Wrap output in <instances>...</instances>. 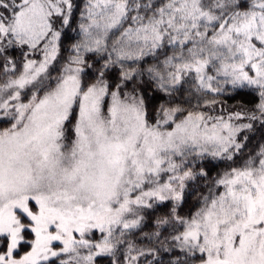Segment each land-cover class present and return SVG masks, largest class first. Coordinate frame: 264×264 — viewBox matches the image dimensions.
I'll return each instance as SVG.
<instances>
[{
	"label": "snow or ice",
	"instance_id": "6c2138e0",
	"mask_svg": "<svg viewBox=\"0 0 264 264\" xmlns=\"http://www.w3.org/2000/svg\"><path fill=\"white\" fill-rule=\"evenodd\" d=\"M0 124V264H264V0H0Z\"/></svg>",
	"mask_w": 264,
	"mask_h": 264
},
{
	"label": "trees",
	"instance_id": "16d2710c",
	"mask_svg": "<svg viewBox=\"0 0 264 264\" xmlns=\"http://www.w3.org/2000/svg\"><path fill=\"white\" fill-rule=\"evenodd\" d=\"M14 55L19 56V51L15 52ZM36 56L40 57L39 55H36ZM66 56H67V52L64 53V57H66ZM59 67H60V65L56 64L54 68L50 69V71H52V74L57 75L58 71H59ZM221 99L223 101V104H222L223 109H226V110H239L238 108H236V106L241 101V99H242L241 97H236L235 99H230L228 97H222ZM248 106L251 107V104H248Z\"/></svg>",
	"mask_w": 264,
	"mask_h": 264
},
{
	"label": "rangeland",
	"instance_id": "374dc122",
	"mask_svg": "<svg viewBox=\"0 0 264 264\" xmlns=\"http://www.w3.org/2000/svg\"><path fill=\"white\" fill-rule=\"evenodd\" d=\"M36 59H40L41 57H35ZM53 76H55L54 74H53ZM3 126H5V125H3V124H0V127H3Z\"/></svg>",
	"mask_w": 264,
	"mask_h": 264
}]
</instances>
